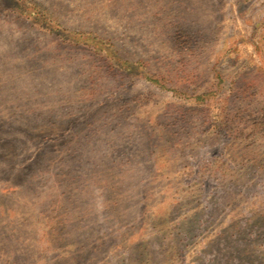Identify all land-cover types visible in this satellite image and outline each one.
Returning <instances> with one entry per match:
<instances>
[{"label":"rangeland","instance_id":"obj_1","mask_svg":"<svg viewBox=\"0 0 264 264\" xmlns=\"http://www.w3.org/2000/svg\"><path fill=\"white\" fill-rule=\"evenodd\" d=\"M0 264H264V0H0Z\"/></svg>","mask_w":264,"mask_h":264},{"label":"trees","instance_id":"obj_2","mask_svg":"<svg viewBox=\"0 0 264 264\" xmlns=\"http://www.w3.org/2000/svg\"><path fill=\"white\" fill-rule=\"evenodd\" d=\"M150 81H152L153 83H156V84H158L159 83V81L158 80H150Z\"/></svg>","mask_w":264,"mask_h":264}]
</instances>
